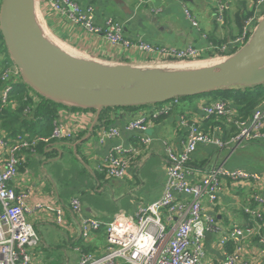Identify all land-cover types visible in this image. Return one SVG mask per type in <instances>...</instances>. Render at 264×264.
Returning <instances> with one entry per match:
<instances>
[{
	"label": "crops",
	"instance_id": "1",
	"mask_svg": "<svg viewBox=\"0 0 264 264\" xmlns=\"http://www.w3.org/2000/svg\"><path fill=\"white\" fill-rule=\"evenodd\" d=\"M74 1L83 7L93 8L97 25H103L108 17L118 20L123 24L124 38L130 42L160 48L193 46L204 51L198 58L187 62L174 60L159 62L144 54L134 56L136 55L134 52L113 46L102 37L89 35L80 27L63 21L47 5H42L39 9L38 18H42L55 42L71 52L70 54L106 64H129L146 69L203 68L234 55L240 48L238 49L233 41L241 34L244 19L251 15L256 2L228 0L224 23L219 25L213 21L214 0ZM184 10L190 12L197 24L196 27L185 16ZM221 46L225 49H218ZM209 47L214 48L208 49ZM217 51L220 52L216 53ZM14 72L19 74L18 71ZM14 77L17 79L18 76ZM9 83L12 86L11 80ZM35 100L38 102L40 98L35 97ZM217 100H221V96L207 94L146 106L134 111L111 110L102 114L95 109L93 111L92 108L62 104L65 108L59 109L58 118L53 125L58 124L70 132L71 141L60 144L62 140L69 139L64 138L56 140L59 143L45 145L46 154L36 150L23 152L18 176L13 182L17 190L30 191V206L53 204L62 207L68 223V228L63 229L52 223L44 213L31 215L29 221L39 237V244L32 252L34 257L43 258L42 264L55 262L79 264V251L99 254L106 244L105 233L103 231L92 233L88 240H83L82 221L85 218H94L108 222L119 213L134 215L141 206L161 197L166 182L165 147L169 146L179 154L186 139L187 130L180 125L182 117L195 123L202 132L226 141L228 129L226 118L217 116L205 118L201 112L203 106ZM225 102L232 116L237 117V105L231 101ZM263 103L264 100L256 108L261 107ZM160 111L162 113L157 115ZM154 115L157 116L145 134L129 128L132 121L151 119ZM111 130H116L117 135L101 140L102 131L109 133ZM0 135L13 140L17 136L31 138L33 134H17L13 138L0 128ZM142 138H148L149 144H143ZM117 147L126 152H133V164L124 180L107 178L97 170V165ZM62 152L70 159L63 158L66 160L64 162ZM36 164L43 175L35 174L33 166ZM57 164L60 172L57 171ZM76 167L89 173L93 178L94 187L89 193L75 195L72 198L65 197V187L70 184L66 172L79 179ZM215 167L241 170L260 176L261 180L258 183L248 181L237 185L228 180L222 181V189L214 204L209 203L206 198L202 200L204 214L213 216L223 231L232 226L246 227L250 221L243 208L251 206L254 196L264 197V139L234 146L225 145L223 148L200 145L188 164L189 179L193 183L197 182ZM95 195L99 198L94 197ZM73 198L80 200L82 214H75L70 209V201ZM182 199L188 200L189 197ZM175 219L173 216L172 221ZM162 221L168 228L171 227L166 212L162 214ZM262 233L264 236V225ZM220 239L210 233L206 234L205 250L209 264H221L226 254L231 253L225 249L226 243L230 244L226 248H231L233 243V250L238 246L242 247L243 257L251 264H264V245H260L257 238L227 240L222 246L219 244Z\"/></svg>",
	"mask_w": 264,
	"mask_h": 264
},
{
	"label": "built area",
	"instance_id": "2",
	"mask_svg": "<svg viewBox=\"0 0 264 264\" xmlns=\"http://www.w3.org/2000/svg\"><path fill=\"white\" fill-rule=\"evenodd\" d=\"M42 5H47L70 25L80 27L89 35L102 37L113 46L134 52L136 54L134 56L144 54L159 62L170 60L187 62L198 58L204 52L193 46L160 48L130 42L124 38L123 24L118 20L108 17L103 25H97L93 8L83 7L74 0H37L35 7L37 15ZM226 10L227 0H214L213 21L219 25L223 24ZM263 10L264 0L256 1L251 17L249 16L243 25L242 35L233 41L238 49L251 37L255 25L262 18ZM184 14L196 27L197 24L190 12L184 10ZM15 73L17 72L12 71L11 74L4 72L0 75L2 106L7 105L8 95L12 90L9 81L18 80V77L17 79L14 77L18 73ZM201 112L205 118L225 117L227 123L236 127L235 134L223 141L202 132L195 123L182 117L180 125L187 130L186 139L179 154L171 147H165L166 182L161 197L141 206L134 215L119 213L108 222L85 218L82 221L81 238L88 240L92 233L103 231L106 244L99 254L79 251V264H209L205 250L207 233L221 238L219 241L221 246L227 240L236 241L246 237L257 238L258 243L264 245V236L261 234L264 225V197L254 196L251 206L243 208L250 224L242 228L232 226L223 231L215 218L204 214L202 209L204 198L211 204L215 203L222 189V181L228 180L237 185L248 181L258 183L261 180L260 176L241 170L215 167L202 179L193 183L189 179L188 169L192 155L200 145L223 148L225 145L234 146L264 139V103L244 121L236 120V117L229 114L227 103L223 100L203 106ZM161 113L162 111L157 115ZM157 115L151 119L132 121L129 128L145 134ZM101 134L103 140L105 137L117 135V131L111 130L109 133L102 131ZM70 137L72 134L58 124L53 125L51 133L46 136L35 138L17 136L11 140L0 135V264H42L43 259L34 257L32 253L39 244V237L29 221L31 215L44 213L55 225L63 229L68 228L62 207L53 204L30 206V191L17 190L13 182L18 176L23 152H33L38 144L49 145L53 141ZM141 142L147 145L149 139L142 138ZM132 158L133 152H126L117 147L97 165V170L111 178L125 179ZM182 197L189 199L183 200ZM70 209L75 214H82L78 198L71 199ZM163 212L167 213L171 222L170 228L162 221ZM173 216L176 217L175 221H172ZM243 256L242 247L238 246L233 252L226 254L221 264H251Z\"/></svg>",
	"mask_w": 264,
	"mask_h": 264
},
{
	"label": "water",
	"instance_id": "3",
	"mask_svg": "<svg viewBox=\"0 0 264 264\" xmlns=\"http://www.w3.org/2000/svg\"><path fill=\"white\" fill-rule=\"evenodd\" d=\"M37 0H2L0 35L22 81L47 100L92 108L146 107L264 85V16L234 55L209 67L152 68L80 58L46 37Z\"/></svg>",
	"mask_w": 264,
	"mask_h": 264
},
{
	"label": "trees",
	"instance_id": "4",
	"mask_svg": "<svg viewBox=\"0 0 264 264\" xmlns=\"http://www.w3.org/2000/svg\"><path fill=\"white\" fill-rule=\"evenodd\" d=\"M262 13L264 14V10L262 11ZM37 19L39 21L38 15ZM39 24L42 27L46 37L56 43L49 30H47L40 21ZM3 44L4 43L0 35V50H3ZM56 44L59 45L58 43ZM59 46L63 49L61 45ZM5 53L9 55L7 50L5 51ZM4 63L7 66H14L12 60L9 59L8 56L6 57ZM11 83L12 90L8 95L7 105L2 106V104L0 103V128L4 131L6 130L5 132L13 138L17 134L24 135L25 133L33 134L31 135V137L33 138L49 135L52 131L54 121L58 118L59 109H63L65 107L60 103L47 100L42 96H36L32 89H30L23 81L19 79L13 80ZM208 94L221 96V100L231 101L235 103L237 105V117L235 119L244 121L252 115L251 111H253L264 100V85L256 88L221 89ZM35 97H37V99L39 97L40 100L38 102H35L37 101L35 100ZM180 99L183 98H179L176 100ZM138 108L142 107L104 108L102 109L101 114L111 110L134 111ZM229 114L232 113L229 112ZM227 127V136L225 137V140L231 138L236 132V127L234 126V124L228 123ZM68 141L70 140H62L60 144H62V142ZM52 143L55 144L59 142L53 141ZM45 147L46 146L44 144H38L33 150H36V152L39 153L46 154L44 149ZM65 148L68 149L67 146H65ZM56 168L57 171H61L59 164L56 165ZM75 169L77 171L79 179H77L73 174H67L66 172V177L68 178V182H70V184L65 187V197L72 198L75 195L89 193L94 187L93 178L89 175V173H86L84 169L79 170L77 167ZM94 197L99 198L98 195H95ZM232 244L231 248H226L227 245H230L226 243L225 249H227L229 252L234 251Z\"/></svg>",
	"mask_w": 264,
	"mask_h": 264
},
{
	"label": "rangeland",
	"instance_id": "5",
	"mask_svg": "<svg viewBox=\"0 0 264 264\" xmlns=\"http://www.w3.org/2000/svg\"><path fill=\"white\" fill-rule=\"evenodd\" d=\"M256 1H258V0H256ZM1 3H2V0H0V5H1ZM227 3H228V0H227ZM257 4V3H256ZM228 5V4H227ZM228 8V7H227ZM226 12H227V10H226ZM226 12H225V15H226ZM251 14V13H250ZM250 17H251V15H249ZM248 15H247V17H245V19H244V23H245V21H247L250 17H249ZM262 16H264V14L262 15ZM224 20H225V18H224ZM39 21L41 22V24L46 28V26H45V24L43 23L44 21H42V18L41 17H39ZM222 25V24H221ZM257 25V24H256ZM256 25H255V27H256ZM47 29V28H46ZM242 33H243V30L241 31V34L237 37V39L242 35ZM152 46V45H151ZM222 48H224V46H221V47H218V49H222ZM2 49L3 50H0V75L2 74V73H9V74H11L12 73V71H17V69L13 66H7L5 63H4V61H5V59H6V57L8 56L9 57V59H11L10 58V56L9 55H7L6 53H5V51H6V48L4 47V44H3V46H2ZM218 52H220V51H217L216 53H218ZM12 70V71H11ZM13 76V75H12ZM17 76H18V79L19 80H21L22 81V78H21V76H20V74H17ZM14 123H16V122H14ZM52 129H53V127H52ZM6 131V130H5ZM59 140H61V139H59ZM68 140H70L71 141V139L69 138ZM70 141H68V142H70ZM250 143V142H249ZM63 158L65 159V158H67V159H70L67 155H64V152H62V160H63ZM136 160V159H135ZM64 162L66 161V160H63ZM133 161V158H132V160H131V162ZM130 162V165H129V168H131L130 166H131V164H133V162L131 163ZM38 167V164H36L35 166H33V168H34V172H35V174L36 175H38V174H42L43 175V173L39 170V167ZM104 174V173H103ZM107 178H110V179H115V180H124V179H117V178H111L110 176H108L107 174H104ZM242 184H245V183H242ZM127 215V214H126ZM50 224H52V223H50ZM54 225V224H53ZM261 234L263 235V233H262V231H261ZM43 259V258H42ZM43 261H44V259H43ZM46 261V260H45ZM79 262H80V259H79ZM45 264V263H44ZM53 264H59V263H57V262H55V263H53Z\"/></svg>",
	"mask_w": 264,
	"mask_h": 264
}]
</instances>
